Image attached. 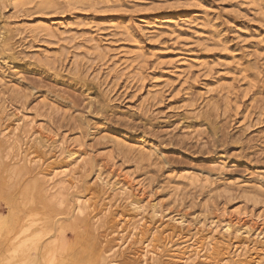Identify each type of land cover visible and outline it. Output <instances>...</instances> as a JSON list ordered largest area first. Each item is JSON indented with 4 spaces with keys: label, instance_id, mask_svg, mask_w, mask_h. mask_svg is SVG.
I'll return each mask as SVG.
<instances>
[{
    "label": "rangeland",
    "instance_id": "374dc122",
    "mask_svg": "<svg viewBox=\"0 0 264 264\" xmlns=\"http://www.w3.org/2000/svg\"><path fill=\"white\" fill-rule=\"evenodd\" d=\"M0 33V136L66 174L49 231L0 146V264L42 228L38 264H99L85 206L160 264H264V0H0Z\"/></svg>",
    "mask_w": 264,
    "mask_h": 264
},
{
    "label": "bare ground",
    "instance_id": "6f19581e",
    "mask_svg": "<svg viewBox=\"0 0 264 264\" xmlns=\"http://www.w3.org/2000/svg\"><path fill=\"white\" fill-rule=\"evenodd\" d=\"M18 126L13 128V130H11V128H8L5 132H3L1 134V136H0V146H4V145H6L8 147L11 146L14 149L15 153H14L13 156H14V162H15L14 163L15 164V166H14L15 169L13 168L14 171L12 173H15L17 176H20V174H23V173H27V177H25V179H29V181L31 182L30 184L27 185V183H29V181L26 180L25 184L23 185V187L21 189V192H20V195H21L20 207L21 208H24V207L30 208L31 211H32L31 216L33 217L32 219L31 218L30 219L32 221L38 223V224H41L43 226V228L49 230L51 225H52V217H49V213L48 212H47L48 216L46 214L42 213L41 210H40V207L43 206V205L48 206L50 204L49 201H50L51 198H48V197L51 196V194H49L48 192L51 190L52 187H49V185L52 182H54L53 181L54 178L59 179V182H60L61 181L60 179H62L60 177L61 176L62 177H66V174L62 170L58 171L57 168L55 166H53L55 164H53L52 165L53 167L50 170L52 172L51 176H49V177L46 176L42 172L43 168H41V166H42V164L44 162V160H43L44 157L41 156V155H43V152L41 150L43 148L39 146L40 143L37 141L36 138H33V139L29 140L28 137H27V139L29 141L27 139L24 140L23 136H22V138H20L21 137V133L19 132L20 128H18ZM6 128H7V126H6ZM19 133H20V135H19ZM13 134L16 135V136H12ZM15 158H18V160H15ZM49 162H51V161H49ZM52 162H54V161H52ZM49 164H48V166H49ZM43 167H46V166L44 165ZM66 179H68V178H66ZM124 179H126V178H124ZM123 181H125V180H123ZM126 181H125V183H126ZM128 182H130V180ZM127 185L125 186L126 188L128 187ZM123 186H124V184H123ZM125 187H124V189H125ZM128 190H129V188H128ZM52 203L55 204L54 201H52ZM46 208L48 209V207H45V209ZM90 208H92V207H90ZM97 211L94 208L89 210V207H88V210H87L86 206L83 207L80 210L81 216H79L80 215L79 214L78 215L79 217L78 216L76 217L75 226L81 227V228L86 229L88 231V233H87V241L89 242V244H91V246L93 248V251H94V253L97 256V261H98L99 264H160L161 263L160 262V256H159L160 248H159V244H157V241L160 239V238H158V236L153 242L146 244L144 247L140 246L139 249L135 248L134 246H135L136 242L132 240V237H133L132 235L134 233V230H133V233H131L132 229L130 231L126 232L125 231L126 230L125 229L126 226H125V228H122L121 226H118L119 221H118V224L112 223L111 221L105 219L106 217L104 218V215H103V212H102L103 210L100 209L98 212ZM88 212L91 215L89 216V219L87 220V222H83L85 217H86V215L88 214ZM109 214H111V213H109ZM128 216H130V215H128ZM53 217H55V216H53ZM31 220H29V221H31ZM32 221H31V223H32ZM26 223H30V222H25V224ZM31 223H30V226L33 225V224L31 225ZM36 223H34V225ZM126 223H128V222H126ZM27 226H26V228H29ZM43 228L42 229H38L33 234L31 232L30 233L31 236L29 238H26V239H22L21 238L22 240L20 242L18 241V243L15 246H13V249L10 250L7 259L3 260V264H8V263L20 264V263H26L27 260H29V261L32 260V264H38V262H36V242L39 240V237L41 236V232L43 233ZM30 229H31V227L29 228V230ZM36 229H37V227H36ZM32 230H30V231H32ZM135 231H136V229H135ZM157 233H159V232H157ZM162 233H163V231H162ZM44 234H47V232H45ZM27 235H29V234H26V236ZM159 236L161 237V235H159ZM164 236L165 235H163V237ZM154 237H156V236H154ZM40 238H42V236ZM151 238H153V237L151 236ZM167 242H168V240H167ZM203 243H202L201 247L203 246ZM192 244H193V242H192ZM54 245L55 244H53V246ZM206 246H209V245L206 244ZM56 249H57V247L55 248V251H56ZM60 249H61V247H60ZM211 249L213 250V248H211ZM31 251H34L35 254L32 255ZM45 251H47V249H45ZM51 251H54V250H51ZM190 252H192V253L189 254L188 256L186 254L187 257H185L184 260L182 259L183 260L182 261L183 264H187L188 262H191V260L194 259V258H191V257L192 256H196L197 253H198V250H197L196 247H193V248H191ZM52 254H53V252H51V255ZM51 255L49 254L50 258H51ZM173 256H174V254H173ZM47 257H48V254L45 256V258H47ZM174 258H178V257H174ZM179 259H181V258H179ZM49 260H47V261H49ZM192 261H194V260H192ZM176 264H178V263H176Z\"/></svg>",
    "mask_w": 264,
    "mask_h": 264
}]
</instances>
